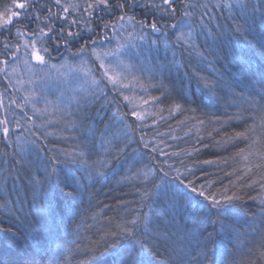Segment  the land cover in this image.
Listing matches in <instances>:
<instances>
[{"label": "trees", "instance_id": "1", "mask_svg": "<svg viewBox=\"0 0 264 264\" xmlns=\"http://www.w3.org/2000/svg\"><path fill=\"white\" fill-rule=\"evenodd\" d=\"M25 2L0 0V20L12 19L0 27V264L53 253L55 264H264V0H174L175 16L163 0H113L91 16L86 0ZM154 19L158 32L136 22ZM49 26L65 29L59 41L37 39ZM32 41L49 68L94 46L120 51L128 86L100 73L72 102L15 94L21 56L39 68Z\"/></svg>", "mask_w": 264, "mask_h": 264}, {"label": "rangeland", "instance_id": "2", "mask_svg": "<svg viewBox=\"0 0 264 264\" xmlns=\"http://www.w3.org/2000/svg\"><path fill=\"white\" fill-rule=\"evenodd\" d=\"M93 49H95L96 53L100 54L101 59H97L93 55ZM119 53L120 51L103 53L100 47L94 46L90 53H83L80 61L72 67L65 61H60L53 64L51 68L39 65L37 70L31 68L30 62L25 63L27 55L23 54L21 56V63L25 64V67L21 68L19 65H14L12 69V73H14L12 77L13 82L18 91V93H14L23 95V97L28 96L27 99L30 98L31 101L33 96L29 92L34 88L35 93H37L34 95V99L39 98L37 97L38 95H45L47 98L54 95L55 99L60 103L72 102L78 94L85 90V87L97 81V74L102 73L104 75L105 68L109 70V75L118 73L119 70L121 71L122 67L119 68L117 64L119 57L117 54ZM95 59L98 61L95 63L96 67L94 64ZM101 60L105 64V68L100 67ZM1 63L3 62L0 61V69ZM14 63H17V61ZM97 64L99 68H97ZM4 87L5 85H3V89H0L1 95H3ZM16 90L14 89L13 91ZM44 99L45 97H41L36 102L42 105V101H45ZM3 120L4 118L0 116V121Z\"/></svg>", "mask_w": 264, "mask_h": 264}, {"label": "snow or ice", "instance_id": "3", "mask_svg": "<svg viewBox=\"0 0 264 264\" xmlns=\"http://www.w3.org/2000/svg\"><path fill=\"white\" fill-rule=\"evenodd\" d=\"M55 3H56V5H60L61 4V0H55ZM86 4H87V6L84 9V11L88 12L89 16H91L97 9H99L101 11H110L112 6H113V0H86ZM163 4L164 5H168V7L170 9V12L166 11V12L163 13V15H165V16H175L176 8L173 6L174 5V0H163ZM31 6L32 5H31L30 2H28V0H26L25 3H19V4L16 5V7L19 8V9H25V8L31 7ZM124 6H125L124 3L116 4V7L120 8L121 10H123ZM69 7L78 8L79 5L78 4H70L68 6H64L63 10L65 12H67ZM153 7L159 8L160 6L159 5H153ZM185 7H187V5H185ZM19 15H20V13H18V12H13L12 13V16H19ZM188 15H189L188 12H184V16H188ZM35 18L39 19L38 16H36ZM127 19L129 21H133L136 18L134 16H130V17H127ZM117 20L118 21H124L125 20V16L121 15V16H119L117 18ZM136 22L141 26V28L148 27L152 31H157V32L161 30L158 22L155 19L152 20L150 23H147V24L144 21H136ZM10 23H12L11 17H9L6 20H0V27H4V26H6L7 24H10ZM70 23L75 24L76 21L73 20ZM104 26L108 27V24H105ZM170 27L176 28L177 25L176 24H171ZM91 30L92 29H89V31H91ZM64 32H65V29L63 27L60 28L59 33H54V28L52 26L48 27V31L47 32H45L44 29L41 28L40 29V35L37 37V39L40 40V39H43V38H48L50 40L59 41V39L64 35ZM17 34L18 35H23V33L19 29L17 30ZM31 35H35V33H31ZM67 36L70 37V38H74L75 36H79V33L78 32L77 33H73L71 31H68L67 32ZM141 39H143V37H141ZM181 39H184L183 33H181L179 36H177V40H181ZM64 43L67 44L68 41L65 40ZM92 43L95 44L96 42L92 41ZM25 47H28V45L26 44ZM48 52H49V49L44 44H41L40 47H37V42L36 41H32L31 42V52L29 53V55L31 56L32 60L36 61L37 65H46L48 63V61L45 58V54H47ZM83 52H85V46H82L79 49L77 55H79V54H81ZM93 55H95L97 57V59H101L100 54L96 53L95 49H93ZM105 55H107V54H105ZM4 63L7 64V61H5ZM25 63H28V61H25ZM100 67L101 68H105V64L103 63L102 60H101V63H100ZM0 70H2V69H0ZM104 76L108 79L109 83H111L114 87L118 86V85H122V79H121L120 74L114 73L112 75H109V70L107 68H105ZM122 86L123 87H127L128 85L123 84ZM124 99L128 100L129 98L126 96V97H124ZM145 102H147V101H145ZM176 107L179 108L180 106L176 105ZM132 115L134 117H136V119H140V120L143 119V116L140 113L136 112V111H133ZM0 125H3V127L0 128V132H2L5 137H7L9 135V131H10L9 127L7 126L8 125V121L7 120L0 121ZM236 135L238 137H243V136H245V133H237ZM145 147H147V145H145ZM205 163H211V162L210 161H205ZM164 175L167 176V173H164ZM156 187H157V189H159L160 185H156ZM185 187L186 188L190 187L192 193L198 194L199 196L203 197L205 200H210L213 207H218L220 205V200H218L216 198L215 194H210V195H206L205 194V192L203 191V186H201V190L199 192L197 191V188L193 185L192 181H189L188 184L185 185ZM234 198L238 199L239 197H231V196H225L224 197V199L228 200V201H231ZM135 223H136V221L133 220L132 224H135ZM119 227L121 228V232L122 233H126V234H129V235L131 234V230L128 229L127 227H124V226H119ZM209 235H211V234H209ZM136 243L140 245L141 249H144V248L147 247L141 241H136ZM56 251L57 252L60 251V248L58 247L56 249ZM204 256H205V259H207V253L206 252L204 253ZM44 264H55V253H53L52 258L47 260V261H45ZM128 264H136V261L133 258L130 257L129 261H128ZM140 264H143V262L141 261Z\"/></svg>", "mask_w": 264, "mask_h": 264}]
</instances>
